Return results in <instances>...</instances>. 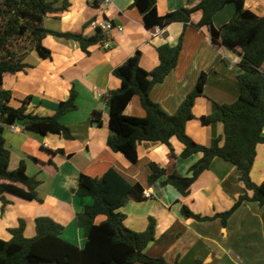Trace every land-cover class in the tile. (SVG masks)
<instances>
[{
    "label": "crops",
    "instance_id": "0c3cea01",
    "mask_svg": "<svg viewBox=\"0 0 264 264\" xmlns=\"http://www.w3.org/2000/svg\"><path fill=\"white\" fill-rule=\"evenodd\" d=\"M57 12L44 20L51 31L80 33L91 37L96 29L92 21L106 19L114 28L104 32L105 40L97 42L84 51L73 39L48 35L44 46L50 50L47 59L31 52L24 71L3 77V87L12 92L10 105L17 108L31 97L26 112L39 116H52L61 101L76 92L78 109L60 118L73 139L66 140L56 134L41 135L25 131L20 122L16 130L6 126L3 137L11 150L10 169L25 161L27 174L40 180L36 192L38 200H26L6 193L5 202L0 201V238L9 240L10 229L24 221V235L36 234L35 219L40 216L52 218L63 226V237L83 247L86 235L77 223V215L86 205L93 203L91 197L74 193L80 174L101 177L108 169L117 170L129 183H139L151 197L139 202H128L119 211L125 214L124 224L135 232H143L150 218L155 220V239L146 246V253L162 257L170 264H264V206L256 202H244L223 223L218 214L229 211L243 191L239 172L234 165L214 159L192 183L189 194L181 195L173 186H161L158 180L148 183L150 169L155 163L169 171L186 176L189 168L200 157L180 158L183 144L176 138L170 140L178 159L171 164L169 147L163 143L143 141L137 146L138 161L131 163L121 152L107 146L110 135L109 107L105 95L118 89L121 81L113 70L123 64L136 51L141 53L140 66L150 72L159 64L158 48L176 46L182 38V46L176 67L155 84L150 91L153 102L167 113L173 114L194 89L202 73L206 74L203 94L196 98L194 118L186 123V133L198 144L212 146L223 136V124H205L203 116L211 115L216 104L234 102L240 94L236 78L237 64L241 57L227 47H215L207 27H198L201 10H194L191 21L172 22L164 30H148L142 14L133 0H49ZM201 0H156L160 16L179 10L193 8ZM247 9L264 16V0H244ZM65 7V9H61ZM234 15V6L227 4L213 17V25L220 28ZM122 27V31L118 30ZM93 111L102 113V125L90 122ZM124 113L144 117L140 98L134 96ZM264 136V127L262 130ZM42 147L57 151L52 157L56 170L41 169L32 158L44 163L50 158ZM254 183L264 182V142L256 147L251 169ZM23 187V186H21ZM185 207L207 220L186 217ZM100 216L96 222L104 220Z\"/></svg>",
    "mask_w": 264,
    "mask_h": 264
},
{
    "label": "trees",
    "instance_id": "16d2710c",
    "mask_svg": "<svg viewBox=\"0 0 264 264\" xmlns=\"http://www.w3.org/2000/svg\"><path fill=\"white\" fill-rule=\"evenodd\" d=\"M142 14V21L148 30H164L172 22L191 21L194 10H201L198 27H207L212 44L233 50L241 59L237 64L236 78L240 86L239 97L232 103L216 104L215 111L203 116L205 124L221 122L223 136L212 146L195 142L186 133V123L194 118V106L201 96L206 83L202 73L194 89L186 96L175 113L165 112L149 96L152 87L162 82L176 67L182 46V38L176 46L164 45L158 48L159 64L153 71L140 66L141 53L136 51L123 64L113 70V75L121 81L118 89L105 95L109 107L110 135L107 146L121 152L131 163H137V146L143 141L159 142L169 147L168 158L175 163L178 155L170 144L172 138L183 144L180 158H190L195 154L201 157L183 176L169 171L155 163H149L148 183L158 180L161 186H173L186 196L194 180L216 158H221L236 167L243 191L234 206L218 214L223 223L229 215L244 202H256L264 206V182L256 184L251 179V169L256 156V147L264 142V16H258L246 8L244 0H201L195 7L167 13L160 16L156 0H133ZM227 4H233L234 15L229 22L215 28L214 15ZM65 9V7L61 8ZM49 0H0V201L5 202V194L11 193L26 200H38L36 189L40 180L27 174L25 161L15 169H10L11 150L2 133L6 126L20 122L25 131L47 135L56 134L66 140L73 139L71 130L61 123L60 118L76 111V92L71 91L67 100L61 101L52 116H39L27 113L31 97L15 108L10 105L12 92L3 87V77L14 75L28 66L27 56L36 52L47 59L51 52L43 40L54 35L77 41L80 47L87 48L105 40V34L96 29L94 36L80 33H62L48 30L44 26L47 15L57 12ZM134 96L140 98L144 117L128 116L125 108ZM91 124L102 125V113L93 111ZM50 158L44 163L32 158L41 169L56 170L52 157L63 150L53 151L42 147ZM23 186V187H21ZM144 188L139 183H129L117 170L110 168L101 177L80 174L74 193L81 197H91L93 203L86 205L77 215L78 225L84 229L86 242L83 247L63 237V226L50 217L35 219L36 234L28 238L24 235L25 223L20 221L10 229L11 238H0V264H170L162 257H152L145 251L149 242L155 239V220L150 218L147 229L135 232L124 224L125 214L119 211L128 202L147 199ZM186 217L204 219L187 208H182ZM103 216L104 220L96 222Z\"/></svg>",
    "mask_w": 264,
    "mask_h": 264
},
{
    "label": "built area",
    "instance_id": "2783aa9c",
    "mask_svg": "<svg viewBox=\"0 0 264 264\" xmlns=\"http://www.w3.org/2000/svg\"><path fill=\"white\" fill-rule=\"evenodd\" d=\"M104 2H105V3H110L111 0H104ZM91 26H92L93 28H95V29H97V28L100 29L102 32H107V31H109V30H111V29L114 28V25H113L110 21H108V20H106V19H102V20H100V21H92V22H91ZM118 30H119V31H122V27H118ZM8 127H9L11 130H13V131L16 130V126H15V125H10V126H8ZM143 194H144V196H145L146 198H150V197L152 196L149 190L144 191Z\"/></svg>",
    "mask_w": 264,
    "mask_h": 264
},
{
    "label": "rangeland",
    "instance_id": "374dc122",
    "mask_svg": "<svg viewBox=\"0 0 264 264\" xmlns=\"http://www.w3.org/2000/svg\"><path fill=\"white\" fill-rule=\"evenodd\" d=\"M231 6L233 7V4H231ZM198 155H200V154L198 153Z\"/></svg>",
    "mask_w": 264,
    "mask_h": 264
}]
</instances>
